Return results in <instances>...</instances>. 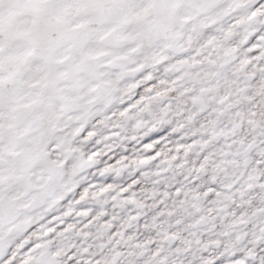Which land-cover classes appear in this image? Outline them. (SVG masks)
<instances>
[{"label":"snow or ice","instance_id":"6c2138e0","mask_svg":"<svg viewBox=\"0 0 264 264\" xmlns=\"http://www.w3.org/2000/svg\"><path fill=\"white\" fill-rule=\"evenodd\" d=\"M0 264H264V0H0Z\"/></svg>","mask_w":264,"mask_h":264}]
</instances>
